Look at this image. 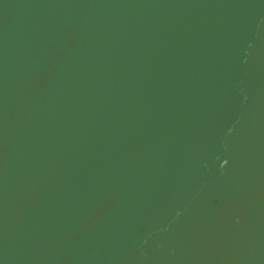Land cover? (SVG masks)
<instances>
[{
	"label": "water",
	"instance_id": "95a60500",
	"mask_svg": "<svg viewBox=\"0 0 264 264\" xmlns=\"http://www.w3.org/2000/svg\"><path fill=\"white\" fill-rule=\"evenodd\" d=\"M0 264H264V0H0Z\"/></svg>",
	"mask_w": 264,
	"mask_h": 264
}]
</instances>
